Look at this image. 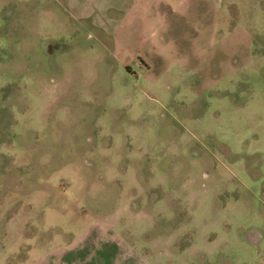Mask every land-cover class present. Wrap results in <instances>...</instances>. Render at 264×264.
Segmentation results:
<instances>
[{"label":"rangeland","instance_id":"374dc122","mask_svg":"<svg viewBox=\"0 0 264 264\" xmlns=\"http://www.w3.org/2000/svg\"><path fill=\"white\" fill-rule=\"evenodd\" d=\"M264 263V0H0V264Z\"/></svg>","mask_w":264,"mask_h":264},{"label":"crops","instance_id":"0c3cea01","mask_svg":"<svg viewBox=\"0 0 264 264\" xmlns=\"http://www.w3.org/2000/svg\"><path fill=\"white\" fill-rule=\"evenodd\" d=\"M90 264H91V262H90ZM264 264V263H263Z\"/></svg>","mask_w":264,"mask_h":264}]
</instances>
